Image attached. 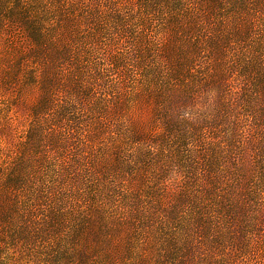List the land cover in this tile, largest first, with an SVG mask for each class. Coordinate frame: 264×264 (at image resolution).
<instances>
[{
    "label": "trees",
    "instance_id": "obj_1",
    "mask_svg": "<svg viewBox=\"0 0 264 264\" xmlns=\"http://www.w3.org/2000/svg\"><path fill=\"white\" fill-rule=\"evenodd\" d=\"M28 94L0 264H264V0H0V97Z\"/></svg>",
    "mask_w": 264,
    "mask_h": 264
},
{
    "label": "rangeland",
    "instance_id": "obj_2",
    "mask_svg": "<svg viewBox=\"0 0 264 264\" xmlns=\"http://www.w3.org/2000/svg\"><path fill=\"white\" fill-rule=\"evenodd\" d=\"M153 24V23H152ZM148 33L150 34L151 38L155 40V42H158V36L156 35L155 31L153 30L154 27L149 25L147 28ZM16 89L14 90V92ZM19 96V94H18ZM16 97V99L18 98ZM34 95L28 94L27 96L24 95L22 100H19L18 103H16L14 109L13 104L10 105V101L5 100L0 97V117H6L10 116L13 119L15 118L17 121H19L18 125L16 126V130L14 133V139L18 140L20 137L23 136V132L25 129V126L27 125V119H26V110L27 106L30 105V103L33 100ZM3 166V163L0 162V170ZM74 180L71 184H79L78 182H85L87 186H85L86 191L90 192L94 189V186L91 182V179L87 175H74ZM86 178V179H85ZM37 184L42 191H50V186L55 182V175H36ZM70 188H73L72 186ZM33 250V251H32ZM51 252L47 250H43V248L37 246V248H33V246H30L28 258L32 264H58L59 259L58 257H52L50 256Z\"/></svg>",
    "mask_w": 264,
    "mask_h": 264
},
{
    "label": "clouds",
    "instance_id": "obj_3",
    "mask_svg": "<svg viewBox=\"0 0 264 264\" xmlns=\"http://www.w3.org/2000/svg\"><path fill=\"white\" fill-rule=\"evenodd\" d=\"M5 255L7 256V253ZM7 264H15V261L7 262Z\"/></svg>",
    "mask_w": 264,
    "mask_h": 264
}]
</instances>
